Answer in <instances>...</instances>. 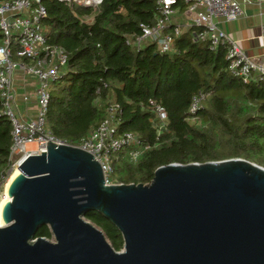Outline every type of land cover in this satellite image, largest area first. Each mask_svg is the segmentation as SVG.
<instances>
[{
    "label": "trees",
    "instance_id": "16d2710c",
    "mask_svg": "<svg viewBox=\"0 0 264 264\" xmlns=\"http://www.w3.org/2000/svg\"><path fill=\"white\" fill-rule=\"evenodd\" d=\"M155 0H103L99 9L71 7L59 0H42L51 27L49 42L69 54L63 76L53 83L47 127L62 141L74 143L105 117L107 98L118 101L120 132L136 134L149 146L132 160L127 146L114 155L113 180L149 183L155 170L170 163H205L244 158L264 167V81L244 83L228 69L225 46L209 48L208 40H195L197 27H184L174 52H160L153 42L141 50L125 38L140 33V23L152 22ZM181 10L187 8L183 0ZM74 11L94 19L81 22ZM209 93L198 111L199 123L186 118L192 98ZM100 99L101 103H96ZM167 111V130L158 134L149 103ZM1 108V100H0ZM12 125L0 116V184L11 167ZM85 218L99 227L115 250L123 249L120 230L102 213L89 210ZM52 239L47 225L36 237Z\"/></svg>",
    "mask_w": 264,
    "mask_h": 264
},
{
    "label": "water",
    "instance_id": "95a60500",
    "mask_svg": "<svg viewBox=\"0 0 264 264\" xmlns=\"http://www.w3.org/2000/svg\"><path fill=\"white\" fill-rule=\"evenodd\" d=\"M18 168L0 264H264V167L247 159L170 163L149 183L107 184L93 153L47 140ZM89 210L120 230L122 250ZM44 225L52 239L36 237Z\"/></svg>",
    "mask_w": 264,
    "mask_h": 264
},
{
    "label": "built area",
    "instance_id": "2783aa9c",
    "mask_svg": "<svg viewBox=\"0 0 264 264\" xmlns=\"http://www.w3.org/2000/svg\"><path fill=\"white\" fill-rule=\"evenodd\" d=\"M71 7L80 6L96 12L103 0H59ZM156 9L152 22L140 23L141 32L126 36L128 46L141 50L148 42L156 44L160 52L176 51L175 41L184 27H197L195 40H208L209 48L217 50L225 46L228 69L244 83L264 81V62L248 57L228 33L218 26V19L235 20L244 10L238 0H183L187 8L182 11L179 0H155ZM183 12V20H175ZM81 22L89 23L94 15L78 13ZM48 12L42 0H0V116L8 118L12 125V145L10 148L11 167L19 165L30 154H40L46 150L47 140L55 143L78 146L93 153L101 162L107 184L119 183L113 180L114 154L127 146H134L130 157L138 160L149 146H144L140 138L132 132L118 129L122 106L107 98L104 102L106 115L80 140L69 143L55 137L47 127V114L51 101V85L64 74L68 61V51L59 44L49 42L51 27L46 23ZM264 32V27H263ZM17 72L36 80L34 99L36 111L33 116H24L19 109L20 101L28 103V93L19 95L15 85ZM209 93L200 91L192 98L186 120L199 123L198 111ZM96 103H101L100 99ZM153 112V123L158 134L167 130L169 118L166 109L155 100L149 103ZM35 143V148H28ZM9 177V176H8ZM8 179V178H7ZM6 179V181H7ZM5 184H0V201L5 193Z\"/></svg>",
    "mask_w": 264,
    "mask_h": 264
},
{
    "label": "crops",
    "instance_id": "0c3cea01",
    "mask_svg": "<svg viewBox=\"0 0 264 264\" xmlns=\"http://www.w3.org/2000/svg\"><path fill=\"white\" fill-rule=\"evenodd\" d=\"M238 1L243 6V14L235 20L218 19V26L228 33L248 57L264 62V0ZM184 17L181 12L175 20L184 21ZM15 85L19 95L28 93L31 97L28 103L20 101V112L24 116H33L36 111L34 99L36 80L17 72Z\"/></svg>",
    "mask_w": 264,
    "mask_h": 264
},
{
    "label": "bare ground",
    "instance_id": "6f19581e",
    "mask_svg": "<svg viewBox=\"0 0 264 264\" xmlns=\"http://www.w3.org/2000/svg\"><path fill=\"white\" fill-rule=\"evenodd\" d=\"M33 143H29L28 144V148H33ZM18 167L15 168V171L12 173V175L8 178L6 184H5V193H4V196L3 198L1 199L0 201V226H4V219H3V206L5 204V202L7 200H11V197L8 195V187L12 181V179L14 178L15 174L17 173L18 171Z\"/></svg>",
    "mask_w": 264,
    "mask_h": 264
},
{
    "label": "rangeland",
    "instance_id": "374dc122",
    "mask_svg": "<svg viewBox=\"0 0 264 264\" xmlns=\"http://www.w3.org/2000/svg\"><path fill=\"white\" fill-rule=\"evenodd\" d=\"M51 87H53V84L51 85ZM33 148H35V146H36V144L35 143H33ZM30 149H32V148H30ZM115 156V155H114ZM15 171V169H13L12 171H11V173H10V175H9V177L12 175V173ZM8 177V178H9ZM8 180V179H7ZM7 182V181H6Z\"/></svg>",
    "mask_w": 264,
    "mask_h": 264
}]
</instances>
